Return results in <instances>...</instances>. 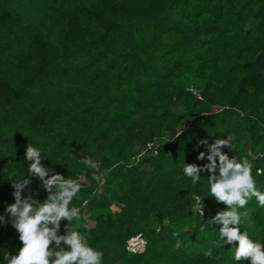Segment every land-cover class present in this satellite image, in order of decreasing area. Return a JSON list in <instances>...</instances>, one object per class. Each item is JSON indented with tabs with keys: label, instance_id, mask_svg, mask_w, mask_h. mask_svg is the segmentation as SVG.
<instances>
[{
	"label": "trees",
	"instance_id": "1",
	"mask_svg": "<svg viewBox=\"0 0 264 264\" xmlns=\"http://www.w3.org/2000/svg\"><path fill=\"white\" fill-rule=\"evenodd\" d=\"M229 135L222 150L247 157L264 192V0H0V264L22 247L5 209L29 175V143L81 182L73 223L101 264H250L234 259L238 242L213 247L221 225L209 221L227 206L211 172L195 184L183 173L210 163L202 140ZM29 194L48 195L36 177ZM238 211L264 244V207L253 197Z\"/></svg>",
	"mask_w": 264,
	"mask_h": 264
},
{
	"label": "clouds",
	"instance_id": "2",
	"mask_svg": "<svg viewBox=\"0 0 264 264\" xmlns=\"http://www.w3.org/2000/svg\"><path fill=\"white\" fill-rule=\"evenodd\" d=\"M233 139L234 136L229 135L226 139L217 138L211 144L206 139L202 140L201 143L209 149L207 158L210 163L203 166L185 163L183 173L195 184L200 180L201 171H210V195L227 206L209 221L221 225L219 241L213 242V247H225L228 244L235 246L238 242L234 253L236 261L264 264V244L253 242L247 231L241 232L242 217L247 213L238 211L253 197L264 207V192L256 188L252 162L247 157L239 160L236 157L230 158L222 150L226 146L232 148ZM205 155V152H200L198 159L203 160ZM26 159L30 162L29 175L12 181L15 202L5 209L11 215L12 226L19 233L22 247L15 255L4 252L3 259L6 264H101L103 253L90 246L79 226L73 223L81 218L80 208L72 204L82 188L81 182L45 167L41 163V149L32 143L26 147ZM80 163L94 170L95 180L102 181L101 175L97 174L100 167L98 161L85 156ZM261 174H264V169H257V175ZM33 177L39 179L48 193L43 201L36 195H23ZM193 199V214L198 213L203 217V198L194 196ZM62 221H67L64 234H60ZM0 222L8 223L4 214H0ZM62 242L67 248L61 246ZM204 255L212 257L213 249L209 248Z\"/></svg>",
	"mask_w": 264,
	"mask_h": 264
},
{
	"label": "rangeland",
	"instance_id": "3",
	"mask_svg": "<svg viewBox=\"0 0 264 264\" xmlns=\"http://www.w3.org/2000/svg\"><path fill=\"white\" fill-rule=\"evenodd\" d=\"M114 210V209H113ZM104 213H107L108 211L110 210H107V209H104L103 210ZM143 243V240L139 239V238H135L131 241V246L134 248V249H137L138 247L141 246V244Z\"/></svg>",
	"mask_w": 264,
	"mask_h": 264
}]
</instances>
